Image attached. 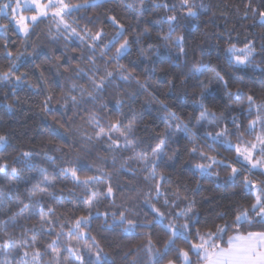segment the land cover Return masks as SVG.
<instances>
[{"label": "snow or ice", "instance_id": "snow-or-ice-1", "mask_svg": "<svg viewBox=\"0 0 264 264\" xmlns=\"http://www.w3.org/2000/svg\"><path fill=\"white\" fill-rule=\"evenodd\" d=\"M104 4L119 6L118 0H102L100 5L95 3V0H77V2L73 0H0V20L4 21L0 23V29L5 33L4 42L0 44V47L7 50L5 55L12 61L2 76L9 81L13 89L12 95H15V89L21 86V82L28 73L16 75L21 67L16 61L21 57L17 55L13 58L8 44L9 30L22 34L25 47L28 46V38L35 28L45 20L50 23L49 34L53 40L61 37L66 42L73 38L79 39L85 51L81 52L78 58L73 56L72 59H78L79 62L84 63L85 67H80L78 63L74 71L79 79L86 78L88 87L92 91L73 84L69 92H78L79 95L64 93L61 98L65 101L66 108L71 104L79 111L82 105L91 101L93 108L96 109L89 113L87 121L91 134L85 132L81 135L85 148L100 145L105 152L114 154L131 151L132 155L128 161L135 160L139 164L138 169H130L125 174L138 176L139 173H143V181L148 187V193L145 195L142 191L133 188L130 191L134 195L130 199L140 200L143 195L144 199L139 206L147 209L145 216L151 213L153 221L160 224L166 233L170 232L168 239L160 248L153 247L152 240L149 238V246L146 249L149 264H194L193 256L196 258L195 264H264V0H246L244 3V12L240 19L251 20V23L244 27L255 29L259 26L261 31L249 33L252 36L251 39L247 36L244 40L237 38L236 43H229L224 49V61L232 70L231 72L217 70L219 65L214 67L211 62L205 63L204 57L210 55V52L201 48L200 59L187 72L181 70L176 73L181 77L180 86L184 98L192 100L191 104L177 105L181 110L187 107L192 109L187 123L181 118L182 111L178 114L177 111L169 109L168 103L159 100L153 92L148 93L150 100L155 101L165 110V115L161 118L165 128L156 137L159 143L155 147L150 144L146 146L151 148V155L135 151L137 133L141 130L142 121L135 118L134 110L133 118L127 124L124 123L127 117L123 113L106 121L108 104H97L96 101L101 99L100 94L105 92L116 79L123 83L135 81L147 91V78L142 83L135 69L129 70L119 61L130 54L133 42L139 45L144 37H151L153 29L159 30L155 39L160 43L155 51L149 48L147 54L142 48H138L143 62L146 65L152 63V58L160 56L159 50L164 48L169 51L170 66L180 68L182 58L187 57L185 44L187 37L191 35L189 25L192 20L208 14L209 8L203 0H173L171 3L169 0H150L152 9L162 10L159 13H153L157 18L150 20L143 17V12L149 9L145 0H140V14L137 16L133 37L125 35L132 25L126 27L121 23L116 15L111 14L114 11L113 8H108L103 18L100 14L87 15L89 9H96ZM82 10L83 14L73 18L74 13H81ZM80 20H85V25L82 26ZM141 23L145 25L143 28L140 27ZM106 26L113 29L111 34L105 30ZM233 30L225 29L229 32V41L232 39L231 31ZM219 38L223 39L222 36ZM237 44H242V47H237ZM174 49L178 50L173 51ZM28 55L38 58L35 49ZM60 59L59 56L56 57L57 62ZM98 61H103V68L98 65ZM183 63L186 64L187 60L185 59ZM35 67L42 66L35 65ZM109 68L111 70H108ZM249 69L259 78L261 89L259 94L254 89H249L247 93L244 90L248 87L245 76H248L249 81L256 83V80L249 75ZM235 72H241L243 75L234 76ZM155 73L156 69L153 67L150 74ZM207 73L211 75L208 76ZM41 78H44L43 72H41ZM168 84L170 88L176 87L175 76L168 81ZM233 84H235L234 91ZM189 88L192 89L191 95L188 92ZM7 96L8 93H4L5 99ZM52 99L53 95H48L43 101V110L46 113L53 112V109L49 107ZM206 101L213 107L206 106ZM125 103L123 99L117 100L116 111L119 112ZM8 107L10 108L11 105ZM197 109L200 112L195 119L196 131L193 132L189 124L192 123L191 117L195 115ZM56 122L68 131L65 127L68 121L61 123L57 120ZM174 128L177 135L173 139L171 133ZM144 131L148 129L145 128ZM179 133H183V137ZM182 138L186 140L184 145H181ZM170 140L176 143L175 149L170 148ZM214 144H219L226 151L234 152L235 155L218 159L220 153L212 147ZM6 145H8V137L0 134V146ZM169 151L172 152L171 156ZM182 151H186L191 157H198L201 161L194 165V172L211 173L213 167L230 169L226 179L234 185L242 174L247 173L239 181L242 186L241 200L246 204L234 202L235 207L229 205L226 211L217 213L212 218V223L208 227H196L195 231H193L194 226L200 225L201 220L198 211L191 206L194 201H189L187 196L183 198L177 196L170 201L165 194L163 204L157 207L163 185L170 179V175L164 172L159 173L158 176L157 169L174 168ZM213 152H215L214 155L211 154ZM47 159L51 161L53 157ZM97 159L101 158L97 157ZM71 163L74 166L61 167L58 172L54 170L51 179H49L48 170L41 167L39 172L42 179L25 188L26 195L23 199L18 186L13 183L8 185L6 193L0 195V216L3 217L0 220V256L3 257L0 259V264H43L47 249L52 248L56 251V246L61 244V238L65 235V229L69 237H76L75 246L70 240L67 247L58 252L49 264H115L108 259L109 254L105 252L96 237L85 229L91 227L94 219L101 218L96 206L102 200L115 204L116 192L121 190L120 184L113 182L116 173L105 171L104 168L94 169L90 165L80 163L79 159ZM103 163L107 165L106 158L103 159ZM115 165L116 159L113 156V168ZM34 167L32 153L27 151L19 152L15 156H0V176L10 177L11 181L29 184L30 181L23 178V173ZM85 167L88 172L99 174L81 176L80 173ZM124 167L121 165V171H124ZM215 175L219 177V172ZM69 178L74 188H82V194L88 197L84 201L88 214L77 216L71 224L59 221L56 208L51 203H47V201L60 203V198L56 195L57 183L68 181ZM248 201L251 202L247 203ZM184 204L187 206L181 207ZM37 205H39L38 212ZM162 208L166 211H161ZM129 214L136 215L131 208L126 207L123 211H119L118 216L113 212L111 214L113 229L123 225L122 232L127 233L138 227L150 226V224L139 223L137 219H130ZM108 216V212L103 213L104 225L108 224ZM21 219L24 220L23 224L20 223ZM166 219L169 222L164 225ZM181 219L183 223L179 222ZM216 220H223V223H216ZM30 221H35L32 227H28ZM245 226L260 230L248 231L244 234L242 229ZM10 228H19L20 235L16 237L14 232L10 234ZM37 232L48 236L55 232L56 239L41 250V247L37 246L40 243L35 234ZM230 232L233 234L227 236V246H224V236ZM29 233L33 235L29 236ZM177 240H181L184 246L177 247ZM82 241H90V243L81 244ZM138 251L130 248L125 253L124 258L127 264H139ZM63 252H67V257L63 256ZM129 256L133 259L127 260Z\"/></svg>", "mask_w": 264, "mask_h": 264}, {"label": "trees", "instance_id": "trees-1", "mask_svg": "<svg viewBox=\"0 0 264 264\" xmlns=\"http://www.w3.org/2000/svg\"><path fill=\"white\" fill-rule=\"evenodd\" d=\"M73 2H77V0H73ZM169 2L171 3L173 0H169ZM245 2L246 0H203V3L209 8V12L191 21L189 25L191 35L187 37L185 44L187 57L182 58L180 68L170 66L168 62L169 51L164 48L159 50L160 56L152 58V63L146 65L143 62L138 48H142L145 54L148 53L149 48L155 51L157 45L160 43L155 39L159 32L158 29H153L151 37H144L139 45L133 42L130 54L119 61L120 64L125 65L129 70L135 69L136 75L142 83L147 78V91L140 84L135 83V81L123 83L116 79L112 81V84L108 86L105 92L100 94L101 99L97 100L96 103L108 104V108L106 109L107 115H105L106 121L123 113L127 117L124 123L127 124L133 118L134 110L135 118L142 121L140 125L141 130L137 133L136 152L151 155V148H146V146L150 144L152 147H155L159 143V139L156 138L157 134L165 128V123L161 119L165 115V110L158 103L150 100L148 96L149 92H153L159 100L168 103L169 109L177 111L178 114H181L182 111L181 118L186 123L188 122L192 109L187 107L181 110L177 105L191 104L192 100L184 98L183 90L180 86L181 77L177 76L176 73L181 72V70L187 72L200 59L201 48L210 52V55L204 57L205 63L211 62V65L214 67L219 65L217 70L222 69L224 72L232 71L224 61V49L229 43H236L237 38L244 40L245 36H247L248 39H251L252 36L249 33H259L261 31L259 26L255 29L244 27V25L251 23V20L244 21L240 19L244 12ZM95 3L100 5L102 4V0H95ZM145 3L149 10L143 12V17L155 20L157 17L153 13H159L162 10L152 9L150 7V0H145ZM118 5L104 4L102 7L89 9L87 15L100 14L101 18H103L106 10L113 8L114 11L111 14L116 15L121 23L126 27L132 25L125 35H132L134 37L137 16L140 14V0H118ZM81 14H83V10L81 13H74L73 18ZM3 22L0 20V23ZM85 23V20H80L82 26ZM144 26L141 23L140 27L143 28ZM49 27L50 23L47 20L39 24L28 38L27 47H25L22 34L13 33L11 30L8 31V44L9 49L13 53V58L17 55L21 57L16 61V63L21 65L16 75L23 72L28 73L21 82V86L15 89V95H12L13 89L9 81L5 80L2 76V73L8 70L7 66L12 61L5 55L7 50L0 47V134L8 137V145L0 146V156H15L19 152L27 151L32 153V163L35 165L34 168L25 170L23 173V178L30 181L27 185L22 181H11L10 177L0 176V195L6 193L8 185L13 183L18 186L21 198L23 199L26 195L25 188L42 179L39 172L41 167L48 170L49 179H51L54 170L58 172L61 167H72L74 165L71 162H75L77 159H79L80 163L90 165L94 169L104 168L105 171L115 172L116 175L113 177V182L119 183L121 186V190L116 192L115 204L113 205L111 201L102 200L96 206L101 214V218L94 219L91 222V227L85 229V231L96 237L101 246L104 247L105 252L109 254L108 259L114 261L115 264H127L124 256L130 248L139 250L137 253L139 264H149L146 254L149 238L152 240L153 247L160 248L168 239L170 232L166 233L160 224L155 223L151 213L145 216L147 209L139 206L144 199L143 195L140 197V200L130 199L134 195L130 189L134 188L142 191L145 195L148 193V187L143 181V173H139L138 176L125 174L130 169L139 168L137 161H128V158L132 155L131 151L114 154L105 152L100 145L85 148L81 135L85 132L91 134L87 127V121L89 113L96 111V109L93 108L91 101L82 105L79 111L71 106V104L66 108L65 101L61 98L64 93L79 95L78 92H69L73 84L92 91L88 87L86 78L79 79L74 71L78 63L80 67H85L84 63L79 62L78 59H72L73 56L78 58L85 49L79 39L76 38L67 42L63 37L53 40L49 34ZM225 29H234L231 31V41H229V32L225 31ZM105 30L109 34L113 31L110 26H106ZM4 36V31L0 29V44L4 42ZM221 36L223 39L219 38ZM237 47H242V44H237ZM33 49L38 53V58L28 55ZM74 49L75 51H73ZM177 50L174 49L173 51ZM58 56L61 58L59 62L56 60ZM185 59L187 60L186 64L183 63ZM97 63L103 68V61H98ZM35 65H41L42 67L36 68ZM153 67L156 69V73L151 75L150 70ZM108 70H111V68ZM41 72H43L44 78H41ZM206 75L210 76L211 73H207ZM233 75L241 76L243 73L235 72ZM249 75L256 80V83L249 81L248 76H245V80L248 82V87L244 89L245 92L247 93L249 89H254L259 94L261 91L258 82L259 78L255 73L251 72V69H249ZM174 76L176 87L170 88L168 81L172 80ZM232 90H235V84H233ZM188 92L191 95L192 89L189 88ZM4 93H8L6 99L4 98ZM48 95H53V99L49 104V107L53 109L52 113H46L43 110V101ZM120 99H123L126 103L117 112L115 104ZM205 103L206 106L213 107L208 101ZM8 105H11V107L9 108ZM199 112L200 110L197 109L195 115L191 117L192 123L189 124V128L193 132L196 131L195 119L199 116ZM217 114H219V110H217ZM57 120L61 123L68 121V124L65 126L68 128V131L61 128L56 122ZM145 128L148 131H144ZM176 135L177 131L174 128L171 136L174 139ZM179 135L183 137V133H179ZM185 143L186 140L182 138L181 145ZM233 143H235L234 139ZM176 147V143L170 140V148L175 149ZM212 147L216 152L220 153L217 157L218 159L235 155L234 152L226 151L219 144H214ZM204 150L208 151V149ZM211 154L214 155L215 152ZM169 155H172L171 151H169ZM113 156L116 159L115 168L112 166ZM48 157H53V160L49 161ZM97 157L101 159H97ZM104 158L108 161L107 165L103 163ZM200 162L198 157H191L186 151H182L174 168L161 167L157 169L158 176L161 172L170 175V179L163 185L157 207L163 204L165 194H167L170 201L177 196L180 198L187 196L189 201H194L191 206L198 211L201 220V224L195 225L193 231H195L196 227H208L212 223V218L217 213L226 211L229 205L235 207L234 202L246 204L245 201L241 200L240 189L242 186L239 181L247 173L242 174L234 185L230 180L226 179L230 169L213 167L211 173L206 172L202 174L194 172V165ZM121 165L125 166L124 171H121ZM17 167H20V165H17ZM237 167L239 166L237 165ZM217 172H219V177L215 175ZM80 174L83 176L85 174L98 175L99 173L88 172L87 167H85ZM82 193L83 189L74 188L69 178L68 181L57 183L56 195L60 198V203L57 204L53 201H47V203H51L56 208V216L59 221L71 224L77 216L88 214L84 203L88 197ZM153 202L155 203V201ZM250 202L248 201L247 203ZM185 206L187 205H181V207ZM125 207L131 208L132 212L136 213L135 216L129 214L130 219H137L139 223L150 224V226L138 227L127 233L122 232L123 225H118L113 229L111 214L115 212L118 216L119 211H123ZM36 209L38 212L39 205L36 206ZM161 211L166 210L162 208ZM105 212L109 213L107 225H104L103 222V213ZM2 219L3 217L0 216V220ZM168 222L167 219L164 220V225H167ZM179 222L183 223V220L181 219ZM215 222L222 224L223 220H216ZM20 223L23 224L24 220L21 219ZM33 223L35 221H30L28 227H32ZM37 227L39 226L37 225ZM259 230L250 229L245 226L242 229V233ZM13 232L16 237L20 235L19 228H10L9 233L12 234ZM35 234L40 242L37 246L41 247V250H43L44 246L50 245L52 240L56 239L55 232L51 236L40 235L39 232ZM232 234L231 232L225 234L224 246L227 245V236ZM31 235L33 233H29V236ZM70 240L75 246L76 237H69L67 229H65V235L61 238V244L56 246V251H53L52 248L47 249V255L43 257V264H49L58 252L67 247ZM84 243H90V241L81 242V244ZM176 246L183 247L184 245L181 240H177ZM29 251L31 250L29 249ZM92 251L94 252L95 249L93 248ZM63 256L67 257V252H63ZM0 259H3V257L0 256ZM132 259V256L127 257V260ZM193 261L195 264L196 258L194 256Z\"/></svg>", "mask_w": 264, "mask_h": 264}, {"label": "crops", "instance_id": "crops-1", "mask_svg": "<svg viewBox=\"0 0 264 264\" xmlns=\"http://www.w3.org/2000/svg\"><path fill=\"white\" fill-rule=\"evenodd\" d=\"M247 232H245L244 234H246ZM225 246H227V245H225Z\"/></svg>", "mask_w": 264, "mask_h": 264}]
</instances>
